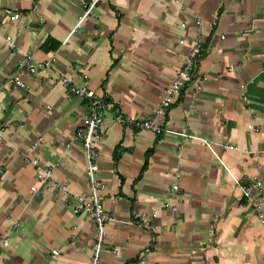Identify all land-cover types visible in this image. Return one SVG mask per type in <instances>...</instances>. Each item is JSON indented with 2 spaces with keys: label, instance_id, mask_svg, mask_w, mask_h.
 Instances as JSON below:
<instances>
[{
  "label": "crops",
  "instance_id": "obj_1",
  "mask_svg": "<svg viewBox=\"0 0 264 264\" xmlns=\"http://www.w3.org/2000/svg\"><path fill=\"white\" fill-rule=\"evenodd\" d=\"M197 21L201 90L186 87L159 118L168 132L125 129L114 112L152 115ZM26 55L53 56V66L4 86ZM61 76L111 107L96 179L115 220L105 223L99 264H264V227L240 188L264 172V0H0V241L7 238L0 264H89L93 255L94 220L40 184L24 159L41 138L31 156L70 192L89 196L81 144L73 140L86 103ZM180 132L203 138L216 154ZM174 172L178 189L170 196Z\"/></svg>",
  "mask_w": 264,
  "mask_h": 264
},
{
  "label": "built area",
  "instance_id": "obj_2",
  "mask_svg": "<svg viewBox=\"0 0 264 264\" xmlns=\"http://www.w3.org/2000/svg\"><path fill=\"white\" fill-rule=\"evenodd\" d=\"M88 12L85 11L83 15ZM19 13L13 12L9 15L10 20H16ZM182 27L185 24H181ZM201 22H196L195 37L190 45L189 52L182 63L178 73L171 81L170 85L166 88L163 97L152 112V115L145 119L131 118L125 116L122 112H114V119L121 126L128 130L135 131H148L155 135H160L164 132H168L158 122L159 118L164 116L168 108L176 101L179 95L185 90L186 87L193 85L194 91L199 92L201 90L202 80L197 76L196 69L197 63L202 55L203 41L201 38ZM4 40L9 48H15V39L6 35ZM180 44H184L183 39H179ZM54 57L36 61L31 56L26 55L23 59H20L17 63V73L9 77L5 85L16 86L21 83L20 74L32 75L40 70L49 69L53 66ZM59 83L63 87L78 99L85 101L86 113L82 118L81 124L76 128L73 140L80 142L82 155L85 160V172L89 182V196L86 198L80 194L72 193L68 190L65 184L58 182L53 177V168L51 166H42L40 161L31 156L32 150L35 148L38 142L42 139L39 138L38 142H35L29 147V150L25 154V162L34 167L36 171V178L40 184L47 185L50 188L60 192L66 199H73L75 201L74 213L86 212L90 218H92L96 224L97 236L94 244L93 255L89 264H99V255L101 246L105 237V223L107 221H114L115 219L107 215L103 209V206L99 198L100 184L96 179V172L98 170L97 161L99 159V151L97 144L102 137V125L104 122L105 114L110 110L109 104L103 99L102 95L95 90L87 88L85 86H77L73 84L67 77H59ZM183 138L201 139L207 148L216 154L212 144L195 135L186 134L184 132L178 133ZM69 145V144H67ZM217 146L223 148L231 147L229 144H223L221 142L216 143ZM264 153V151H263ZM264 169V164H263ZM2 170L0 168V175ZM174 182L169 189V195L174 196L178 189L179 173L174 172ZM241 198L244 202L254 211L257 219L264 227V172L259 176L249 180L246 183L240 185ZM35 186L30 187V192L35 194L37 192ZM16 224H14L15 226ZM7 245V238L4 237L0 241V249ZM115 256H119V248L114 247ZM58 255L56 250H52L50 259L53 260Z\"/></svg>",
  "mask_w": 264,
  "mask_h": 264
}]
</instances>
